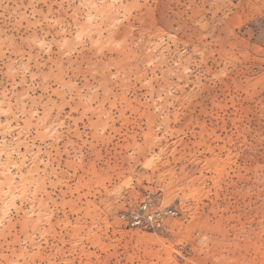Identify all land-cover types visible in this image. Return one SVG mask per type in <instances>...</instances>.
Here are the masks:
<instances>
[{
    "label": "rangeland",
    "instance_id": "374dc122",
    "mask_svg": "<svg viewBox=\"0 0 264 264\" xmlns=\"http://www.w3.org/2000/svg\"><path fill=\"white\" fill-rule=\"evenodd\" d=\"M263 57L264 0H0V264H264Z\"/></svg>",
    "mask_w": 264,
    "mask_h": 264
},
{
    "label": "built area",
    "instance_id": "2783aa9c",
    "mask_svg": "<svg viewBox=\"0 0 264 264\" xmlns=\"http://www.w3.org/2000/svg\"><path fill=\"white\" fill-rule=\"evenodd\" d=\"M262 73L264 74V57H263V63H262ZM147 218H148L149 220H152L151 215H148Z\"/></svg>",
    "mask_w": 264,
    "mask_h": 264
}]
</instances>
